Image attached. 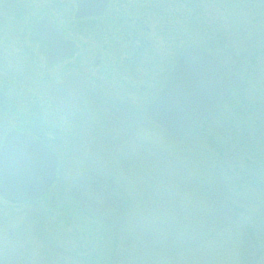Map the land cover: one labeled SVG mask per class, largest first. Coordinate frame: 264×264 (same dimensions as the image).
Instances as JSON below:
<instances>
[{"label": "rangeland", "instance_id": "rangeland-1", "mask_svg": "<svg viewBox=\"0 0 264 264\" xmlns=\"http://www.w3.org/2000/svg\"><path fill=\"white\" fill-rule=\"evenodd\" d=\"M25 1L30 16L41 13L42 1ZM184 1L186 14H195L184 27L194 39L246 35L226 59L242 75L233 103L183 136L166 135L137 109L155 100L151 89L171 69L170 34L158 35L148 60L132 69L104 51V79L126 77L148 90L130 95L131 113L103 115V107L84 105V117L71 118L83 138L73 141L40 205L17 207L0 196V264H264V20L243 27L251 18L244 9L258 0ZM79 41L81 51L100 49V41ZM27 66L0 56V79L40 84ZM9 129L0 128V142Z\"/></svg>", "mask_w": 264, "mask_h": 264}, {"label": "flooded vegetation", "instance_id": "flooded-vegetation-1", "mask_svg": "<svg viewBox=\"0 0 264 264\" xmlns=\"http://www.w3.org/2000/svg\"><path fill=\"white\" fill-rule=\"evenodd\" d=\"M9 1L0 0V56L9 57L12 65L29 63L25 73L31 75L37 71L40 84L30 86L26 83V87H21L15 77L10 81L0 79V128L13 124L14 129L8 131L25 132L52 151L57 157L56 177L63 157L75 151L76 142L73 141L83 138L84 134L75 136L79 124L77 126L71 118L84 117V105L91 110L94 105L97 111L103 107V115L131 113L126 110L132 102L130 95L144 96L148 90L144 84L126 77L114 81L104 79L106 74L99 68L104 51L113 50L129 64L126 69H132L139 61L148 60L147 53L153 51L158 35L170 34L171 45L167 51L173 53L166 62L171 66L169 72L182 51L192 46L210 53L221 63L219 81L230 75H241L231 65L227 66L226 59L231 54L228 49L246 38L244 32L238 37L218 34L208 39L202 33L194 39L184 27L188 20H194L195 14H186L184 0H40L43 5L38 16H30L31 9L25 0H15L11 6ZM227 11L232 12L231 9ZM244 11L251 16L249 22L243 24L244 31H248L257 20H264V0L248 3ZM3 39H8L9 44ZM79 39L100 41V49L89 46L81 51ZM188 39L197 41L189 43ZM255 42L254 39L248 41L251 49ZM168 74L155 83L150 94L159 95ZM239 87L231 90L226 100L214 104L209 113L218 111L222 104L233 103L229 99ZM111 104L116 106L112 108ZM137 110L147 111L146 106ZM78 147L83 152L86 145ZM44 201L42 198L22 204L36 207ZM84 213L94 217L92 211L86 209Z\"/></svg>", "mask_w": 264, "mask_h": 264}, {"label": "water", "instance_id": "water-1", "mask_svg": "<svg viewBox=\"0 0 264 264\" xmlns=\"http://www.w3.org/2000/svg\"><path fill=\"white\" fill-rule=\"evenodd\" d=\"M156 100L146 108L151 124L178 138L190 124L203 119L213 104L229 97L241 76L219 81L221 64L199 48L189 46L180 54ZM0 146V195L8 202L38 199L56 174L57 157L29 134L11 131Z\"/></svg>", "mask_w": 264, "mask_h": 264}, {"label": "trees", "instance_id": "trees-1", "mask_svg": "<svg viewBox=\"0 0 264 264\" xmlns=\"http://www.w3.org/2000/svg\"><path fill=\"white\" fill-rule=\"evenodd\" d=\"M240 127H243V126H240ZM243 128H244V127H243ZM245 131H248V130H247V129H245ZM240 132H241V130H240ZM242 137H244V135H242ZM244 138H245V137H244ZM244 144H245V143H244ZM244 144H243V145H244Z\"/></svg>", "mask_w": 264, "mask_h": 264}]
</instances>
